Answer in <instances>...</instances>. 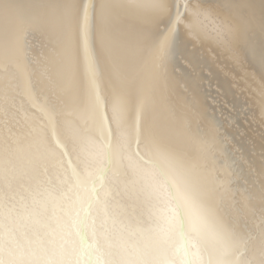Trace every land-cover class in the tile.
I'll use <instances>...</instances> for the list:
<instances>
[{
	"label": "snow or ice",
	"instance_id": "1",
	"mask_svg": "<svg viewBox=\"0 0 264 264\" xmlns=\"http://www.w3.org/2000/svg\"><path fill=\"white\" fill-rule=\"evenodd\" d=\"M188 36L259 66L264 126V0H0V264H264V163L180 90Z\"/></svg>",
	"mask_w": 264,
	"mask_h": 264
},
{
	"label": "bare ground",
	"instance_id": "2",
	"mask_svg": "<svg viewBox=\"0 0 264 264\" xmlns=\"http://www.w3.org/2000/svg\"><path fill=\"white\" fill-rule=\"evenodd\" d=\"M205 23L210 33L212 25ZM214 47V42L207 37L203 44L192 36L186 37L175 61V79L181 91L186 90L190 97L207 107L209 115L214 110L217 118H221V113L232 118L233 123L227 128L233 138L230 147L245 170L249 166L258 170L264 163V126L259 123L256 108L259 66L222 57ZM245 75L249 77L251 88L247 87L249 81H245ZM149 179L158 182V178Z\"/></svg>",
	"mask_w": 264,
	"mask_h": 264
}]
</instances>
